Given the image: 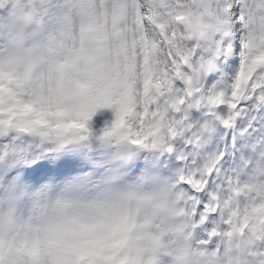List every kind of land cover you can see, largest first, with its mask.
Here are the masks:
<instances>
[{
    "label": "clouds",
    "instance_id": "9594fccd",
    "mask_svg": "<svg viewBox=\"0 0 264 264\" xmlns=\"http://www.w3.org/2000/svg\"><path fill=\"white\" fill-rule=\"evenodd\" d=\"M205 4L202 21L211 31ZM11 7L20 23L0 44V128L35 130L60 149L78 138L86 113L115 100L132 79V41L113 22V0H70L48 38L40 31L42 4ZM8 10L0 0V11ZM240 15L242 51L264 52V0H242ZM137 119L126 117L117 134L127 139L114 152L136 145ZM223 219L199 238L175 184L126 178L114 168L91 183L46 182L30 191L9 185L0 190V264H264V256L246 255L244 237L227 235Z\"/></svg>",
    "mask_w": 264,
    "mask_h": 264
},
{
    "label": "bare ground",
    "instance_id": "6f19581e",
    "mask_svg": "<svg viewBox=\"0 0 264 264\" xmlns=\"http://www.w3.org/2000/svg\"><path fill=\"white\" fill-rule=\"evenodd\" d=\"M183 2V1H182ZM26 0H11V5L13 4H25ZM37 3L42 4L46 12L50 15L49 18H45V28L46 31L44 32L45 38L53 37L56 33V30L60 24L61 19L63 18L64 14L67 12L68 9V1L67 0H61L59 3H55L53 0H37ZM184 3V2H183ZM185 4V3H184ZM10 5V11L8 13L9 18L7 22L11 21L9 24V31L6 33V37L12 36L18 26H19V16L18 14L12 9ZM48 15V16H49ZM188 11L182 10L181 12V18L180 23L183 26H186L188 24ZM114 23H121L123 28H125L130 36V40L132 41L134 51L132 54L131 63L127 66L129 74L132 76L131 80H127L125 82L124 90L117 96L115 100H111L110 98H105V103H103V100L96 105L97 109H95L91 115H89L84 123V126L80 133H78V138L74 140L72 143H69V146L67 147L68 152H76L75 161L73 162V159H69L70 163L69 165L62 164L58 158L54 159V155H56L57 151L56 149H51L49 146V142L42 140L38 134L35 132V130H28L26 129V132L23 133L22 129H13L8 126L3 127L2 129H5L8 132V139L9 146L11 148V153L13 156L16 154V140L18 137L23 136L25 140H27L26 145L27 148L30 150L29 156L33 158V160H36V164L33 167H30V169L33 170V172L25 174V177H29V182L31 184H34L30 190L38 188L40 185L44 183H52V184H60L63 182H66L68 180H79L84 183H91L95 182L102 178L103 176V169L107 165V151H108V145L107 139L110 137V135L114 132L112 131L113 126V119H112V112L114 111L112 109V106L115 104L116 109H123V113L127 114V117L129 115H132L135 113L137 116L140 117V121H143L145 119V114L148 113V104H152L156 106V108L160 107V102L158 98L154 100H149L145 98L143 90L139 89V87H136V84L138 83L137 76L138 71L141 67V53H142V47L139 45V37L133 39L132 38V27H131V21H132V15L131 11L129 9H122L121 12H118L115 16H112ZM127 21V23H123L124 21ZM117 31H120V29H117ZM4 38H0V44L3 43ZM242 47L239 48V56L242 53ZM238 56V57H239ZM237 57V58H238ZM240 60V58L238 59ZM242 61V59H241ZM242 64V63H241ZM206 67H209V63L206 60L203 64H198L196 66V70L194 72V81L199 82V84H203L201 91L204 93L207 88H210L211 90V97L214 101L217 96V89L212 87V80L210 78H207L205 75V69ZM240 66L235 67V74L239 75V69ZM259 71L256 69L253 71L252 78L255 79L258 83L260 80L259 77ZM188 76V73L186 71L185 73ZM189 77V76H188ZM211 78H215V76H210ZM190 83L188 85H185V87L189 88ZM177 89L179 90V86L175 85ZM246 83L243 88H240V90H235L236 94H238V100L242 101L244 100V94L243 90L245 89L246 92H249L248 89H246ZM168 93V90H167ZM171 94V93H168ZM172 95V94H171ZM174 96V95H173ZM179 96L181 97L180 102L176 104V107L180 109V111H184L185 109V102L182 95V91H179ZM234 102V101H233ZM207 106L211 105L210 102L206 103ZM137 106L140 107L141 111L137 112ZM227 110H236L238 111V104L232 103V107L228 108L224 106ZM194 111H202L203 110L199 107H195ZM164 114V122L165 125H174L175 128L181 129L182 125L177 124L176 117H173L171 114H169L165 109L163 111ZM196 113H189L191 116L190 119L195 115ZM150 113H148V119H151ZM210 116H207L205 118L207 125L213 126L214 121H210ZM224 120V119H222ZM138 121V123L140 122ZM195 122V128L199 129V124H196ZM206 125V124H205ZM239 125V124H238ZM144 129H150L151 125L146 124L142 125ZM177 137V132L174 134V139ZM204 137L201 133V131H198L197 133H194V141L200 140L204 141ZM163 145H167V141L161 142ZM88 147L95 148L96 155L89 156L87 155V149ZM206 152V149L204 150ZM90 153V151H89ZM62 154V153H59ZM92 154V153H91ZM63 159L62 157H60ZM199 161H201V164H205L207 161L206 155L199 154L198 157ZM99 164V170L97 172L92 171L89 168V165L91 163ZM84 165V169H86L85 173H82L78 175L76 178H72L67 175V171L72 170V167H78L79 164ZM221 162L216 163L217 168L220 166ZM40 168H43V173L38 174L37 170ZM7 176L4 179V189H7L9 185L16 186L15 182V171L12 169V164L7 163ZM24 175V174H22ZM240 183H244V179L241 176L240 177ZM29 191V190H28ZM244 191L248 193V190L244 188ZM247 196H253V194H247ZM253 246V242L251 243V247ZM252 250V249H251ZM252 254V253H251ZM252 257V256H251Z\"/></svg>",
    "mask_w": 264,
    "mask_h": 264
},
{
    "label": "snow or ice",
    "instance_id": "6c2138e0",
    "mask_svg": "<svg viewBox=\"0 0 264 264\" xmlns=\"http://www.w3.org/2000/svg\"><path fill=\"white\" fill-rule=\"evenodd\" d=\"M235 3L239 6V14L235 15V20L239 22L242 18L240 15L242 0H235ZM189 7H192V5L184 4L182 0H123L122 3L120 0H113L112 16H115L121 8L129 9L132 15V38L135 39L140 37L142 42L152 48L154 53L153 60L155 64L153 67L155 71L153 73V80L158 81V87L152 88L148 94L155 97L158 95V89L159 92L165 93L164 96H161V105L159 108H156V106L152 104L147 105L148 113L152 114L150 120L148 119V113L145 114V119L143 121H140V117L138 116V129L133 133L138 137L133 141L136 144L155 139L153 136L149 135L151 129H144L142 127V125L152 124L153 122L158 124L160 132L166 128L168 134H175L170 126L165 125L163 109L170 105L174 111L181 97L168 94L167 90L172 88L176 81H181L185 85L189 84V77L185 74L187 71L188 57L206 32L205 27H198L195 32L189 35L188 31L180 23L182 10ZM197 7L206 10L205 0H202L201 4ZM123 23H127V21L125 20ZM257 65H264V52L258 55L242 52V64L239 69V75L235 81L237 91L243 88L246 82H251L250 75ZM159 85H163V88H159ZM183 91L187 95L192 94L191 88H185ZM233 95H235V93H233ZM25 107H27V105ZM229 107H232L231 103ZM137 108L139 109L137 112H140V107L137 106ZM89 115L90 113H86L85 118ZM236 115H238V113L233 110L232 116ZM138 121L140 122L138 123ZM225 123H228V121L226 120ZM80 127H83V124H80ZM122 127H127L126 117L120 110H117L112 131H117ZM207 171L208 168L200 172L193 170L182 175L181 180L190 181L194 184L196 179H200L203 184V176ZM193 191H195V189H193ZM181 196L185 202L192 200V198L184 194H181ZM212 200L213 202L207 205H197L198 208H201V214L198 219H196L191 212L193 222L197 226L205 221L206 213H212L219 207L214 203L215 197H213ZM224 223L227 224V222ZM215 230V227H213L208 231V234L210 236L213 235Z\"/></svg>",
    "mask_w": 264,
    "mask_h": 264
},
{
    "label": "rangeland",
    "instance_id": "374dc122",
    "mask_svg": "<svg viewBox=\"0 0 264 264\" xmlns=\"http://www.w3.org/2000/svg\"><path fill=\"white\" fill-rule=\"evenodd\" d=\"M196 2L197 5H199L201 4L202 0H197ZM228 2H230V4ZM207 5H208V11L214 20V24L212 28L215 27L221 29V33L226 36V42L232 41L236 43L237 40L236 35L240 32L239 26L236 24V22H230L231 17L229 16H231V14H226L228 13L227 10L231 11L232 14L237 10V4L235 3V0H207ZM190 13L193 15V17L196 20H199L200 23L204 24L202 18L196 16L193 8L190 9ZM2 29L4 31L5 28L2 27ZM209 34L205 32L202 38L205 40L213 41L211 35ZM217 43L219 45L225 44L223 41L219 39L217 40ZM200 47L205 48V45L201 44ZM233 51L234 49H232V52ZM220 67H221L220 69H223V76L219 77L217 82L225 86L224 90L222 89V91H220L225 93V89L228 87V85L231 86L234 82V70H233L234 68L232 67V64L230 66L223 64Z\"/></svg>",
    "mask_w": 264,
    "mask_h": 264
}]
</instances>
